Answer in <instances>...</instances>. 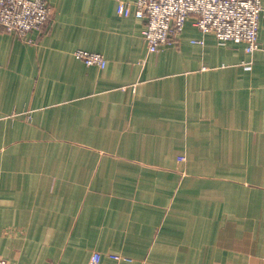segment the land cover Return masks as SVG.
<instances>
[{"label":"crops","instance_id":"1","mask_svg":"<svg viewBox=\"0 0 264 264\" xmlns=\"http://www.w3.org/2000/svg\"><path fill=\"white\" fill-rule=\"evenodd\" d=\"M48 3L25 39L0 27V256L264 264V10L255 53L195 15L150 53L119 0Z\"/></svg>","mask_w":264,"mask_h":264},{"label":"built area","instance_id":"2","mask_svg":"<svg viewBox=\"0 0 264 264\" xmlns=\"http://www.w3.org/2000/svg\"><path fill=\"white\" fill-rule=\"evenodd\" d=\"M263 0H119L118 12L134 15L145 21L143 36L150 53H158L173 44L191 15L204 33H213L222 43L244 44L248 53L260 49L259 28ZM53 18L48 0H0V27L27 38L33 30L41 29ZM74 55L88 65L105 67L102 53L76 49ZM116 261L133 259L110 253ZM102 253H93L89 264H101ZM0 264H16L0 256Z\"/></svg>","mask_w":264,"mask_h":264}]
</instances>
